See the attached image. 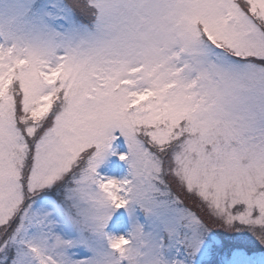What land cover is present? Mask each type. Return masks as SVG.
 Segmentation results:
<instances>
[{
	"label": "snow or ice",
	"instance_id": "snow-or-ice-1",
	"mask_svg": "<svg viewBox=\"0 0 264 264\" xmlns=\"http://www.w3.org/2000/svg\"><path fill=\"white\" fill-rule=\"evenodd\" d=\"M0 264H264V0H0Z\"/></svg>",
	"mask_w": 264,
	"mask_h": 264
}]
</instances>
